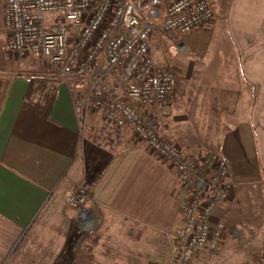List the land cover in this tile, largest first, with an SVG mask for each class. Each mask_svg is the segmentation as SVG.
<instances>
[{"label": "crops", "instance_id": "obj_1", "mask_svg": "<svg viewBox=\"0 0 264 264\" xmlns=\"http://www.w3.org/2000/svg\"><path fill=\"white\" fill-rule=\"evenodd\" d=\"M5 1L0 260L21 244L18 264H167L179 222L178 172L129 127L99 112L82 119L64 75L11 52ZM208 4L212 18L190 32L154 29L156 70L172 73L176 89L165 112L152 105L141 116L184 159L218 154L227 161L232 192L211 216L224 218L226 235L219 250H201L197 260L229 264L231 236L264 224V0ZM79 184L88 192L81 214L69 204ZM261 253L264 264V240Z\"/></svg>", "mask_w": 264, "mask_h": 264}, {"label": "built area", "instance_id": "obj_2", "mask_svg": "<svg viewBox=\"0 0 264 264\" xmlns=\"http://www.w3.org/2000/svg\"><path fill=\"white\" fill-rule=\"evenodd\" d=\"M7 48L33 56L64 75L74 111L99 114L168 160L179 174V222L168 264H193L201 250L215 251L224 222L211 221L232 192L227 161L218 154L184 159L175 143L161 139L141 112H165L176 89L170 72L156 70L150 36L190 32L213 16L208 0H6ZM87 189L79 184L70 205L83 212Z\"/></svg>", "mask_w": 264, "mask_h": 264}, {"label": "rangeland", "instance_id": "obj_3", "mask_svg": "<svg viewBox=\"0 0 264 264\" xmlns=\"http://www.w3.org/2000/svg\"><path fill=\"white\" fill-rule=\"evenodd\" d=\"M152 47L153 45H151V53H152ZM131 134L133 135L132 131H131ZM84 187L86 188L85 185ZM221 220L223 221L224 218L223 219L221 218ZM86 225H90V223L85 222V226ZM224 225L226 227L225 230H227V225L225 223ZM247 225L251 227L250 229L251 232L246 233L247 231L245 230L244 233H240V234L234 233L233 236H231V239L233 241V246L236 251L233 253H230V255L229 254L225 255V260H224L225 262L227 263L229 262V264H262L261 263V258H262L261 249H262V244L264 240V237H263L264 236V224L263 225L260 224L256 228H253L251 224H247ZM225 232L223 235H226ZM83 239H85V237ZM167 240L169 241L170 239H167ZM19 247H21V244L19 245ZM19 247L17 246L15 249L11 250L10 251L11 253L9 252L8 254L1 255L0 264H18V262L21 260L20 259L21 256H24V255H20L17 253ZM159 250L160 252H162L161 247L159 248ZM217 250H219V248ZM217 250L209 251V252L214 253ZM197 257L198 256H196L193 264H198Z\"/></svg>", "mask_w": 264, "mask_h": 264}, {"label": "water", "instance_id": "obj_4", "mask_svg": "<svg viewBox=\"0 0 264 264\" xmlns=\"http://www.w3.org/2000/svg\"><path fill=\"white\" fill-rule=\"evenodd\" d=\"M87 215H88L89 218H92V220L95 221L94 214H93V212L91 210H88Z\"/></svg>", "mask_w": 264, "mask_h": 264}, {"label": "trees", "instance_id": "obj_5", "mask_svg": "<svg viewBox=\"0 0 264 264\" xmlns=\"http://www.w3.org/2000/svg\"><path fill=\"white\" fill-rule=\"evenodd\" d=\"M95 213V212H94Z\"/></svg>", "mask_w": 264, "mask_h": 264}]
</instances>
